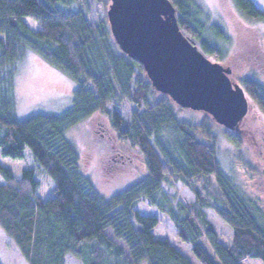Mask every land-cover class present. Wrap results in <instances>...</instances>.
I'll use <instances>...</instances> for the list:
<instances>
[{
    "label": "trees",
    "instance_id": "obj_1",
    "mask_svg": "<svg viewBox=\"0 0 264 264\" xmlns=\"http://www.w3.org/2000/svg\"><path fill=\"white\" fill-rule=\"evenodd\" d=\"M169 1L182 34L220 62V51L207 39L203 9L195 0ZM231 2L247 21L264 23L253 0ZM110 3L0 0V154L22 159L29 151L53 182L44 199L31 168L16 176L0 164V231L27 264H66L67 256L81 264H191L166 239L154 238L157 218L136 209L145 200L170 220L199 264H264V223L220 166L218 124L206 113L197 123L180 119L179 106L152 88L142 65L114 41L106 15ZM208 27L214 39H226L218 24ZM28 51L75 82L71 106L62 114L15 116L14 78ZM236 82L264 114V83L255 76ZM95 114L106 116L116 138L139 152L145 170L109 198L82 175L66 138ZM235 130L223 128L222 134L238 147ZM177 183L191 192V203L172 204L165 195L163 188ZM207 209L231 229L229 247L218 241Z\"/></svg>",
    "mask_w": 264,
    "mask_h": 264
},
{
    "label": "rangeland",
    "instance_id": "obj_2",
    "mask_svg": "<svg viewBox=\"0 0 264 264\" xmlns=\"http://www.w3.org/2000/svg\"><path fill=\"white\" fill-rule=\"evenodd\" d=\"M264 12V0H253ZM205 18L207 39L221 53L220 64L231 69V81L245 76H255L264 83V23L244 19L234 8L231 0H195ZM32 29L37 24L26 18ZM218 24L225 32L226 39H214L209 25ZM202 53L201 49L196 46ZM203 54V53H202ZM209 60L212 58L203 54ZM75 82L64 73L53 68L38 56L26 52L17 65L13 84L14 114L23 119L31 114L60 115L71 106ZM180 108V107H179ZM178 108L180 119L199 122L205 113ZM223 128L216 126L218 160L224 173L230 178L238 191L255 208V214L264 223V114L248 100V111L238 128L239 146L236 147L223 136ZM66 138L75 147L79 156L80 172L89 178L98 193L109 198L128 185L141 179L145 174L142 157L126 142L119 141L112 131L108 119L95 114L78 123L66 132ZM0 164L10 168L16 176L22 170L31 168L39 182L40 195L45 199L51 195L53 182L47 178L29 151L24 158L11 159L0 154ZM172 204L180 201L189 204L193 201L191 192L177 183L174 189L163 188ZM137 211L158 220L152 231L154 238L166 239L191 264H199L191 252L190 245L183 243L170 220L156 208L142 200ZM207 220L224 246L231 245L232 231L209 209L205 210ZM66 264H81L72 256H67ZM0 264H27L16 247L0 231ZM241 264H261L258 260L243 259Z\"/></svg>",
    "mask_w": 264,
    "mask_h": 264
},
{
    "label": "water",
    "instance_id": "obj_3",
    "mask_svg": "<svg viewBox=\"0 0 264 264\" xmlns=\"http://www.w3.org/2000/svg\"><path fill=\"white\" fill-rule=\"evenodd\" d=\"M106 15L115 43L142 65L155 91L228 130L238 128L248 111L243 89L230 80L229 67L182 34L169 0H111Z\"/></svg>",
    "mask_w": 264,
    "mask_h": 264
}]
</instances>
